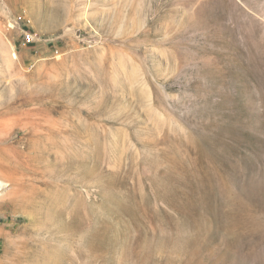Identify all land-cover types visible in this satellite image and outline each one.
Returning <instances> with one entry per match:
<instances>
[{
  "label": "rangeland",
  "instance_id": "rangeland-1",
  "mask_svg": "<svg viewBox=\"0 0 264 264\" xmlns=\"http://www.w3.org/2000/svg\"><path fill=\"white\" fill-rule=\"evenodd\" d=\"M0 114V264H264V0H0Z\"/></svg>",
  "mask_w": 264,
  "mask_h": 264
},
{
  "label": "bare ground",
  "instance_id": "bare-ground-1",
  "mask_svg": "<svg viewBox=\"0 0 264 264\" xmlns=\"http://www.w3.org/2000/svg\"><path fill=\"white\" fill-rule=\"evenodd\" d=\"M6 112V111H5ZM1 113H3V112H1ZM1 115V114H0ZM4 115H6V114H4ZM2 116V115H1ZM2 121H6L5 119L3 120L2 119ZM6 123V122H5ZM6 126V125H5ZM5 130V129H4ZM2 137V136H1ZM4 140V139H3ZM1 141V140H0ZM3 142V141H2ZM8 148V147H7ZM1 149V148H0ZM3 149V148H2ZM1 151V150H0ZM1 153V152H0ZM4 184H3V182L2 181H0V189H1V187L3 186Z\"/></svg>",
  "mask_w": 264,
  "mask_h": 264
},
{
  "label": "built area",
  "instance_id": "built-area-1",
  "mask_svg": "<svg viewBox=\"0 0 264 264\" xmlns=\"http://www.w3.org/2000/svg\"><path fill=\"white\" fill-rule=\"evenodd\" d=\"M27 41H23L22 44L25 45Z\"/></svg>",
  "mask_w": 264,
  "mask_h": 264
}]
</instances>
